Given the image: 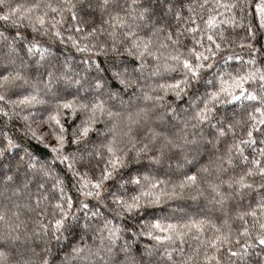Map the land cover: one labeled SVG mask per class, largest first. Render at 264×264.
I'll use <instances>...</instances> for the list:
<instances>
[{
  "label": "clouds",
  "instance_id": "1",
  "mask_svg": "<svg viewBox=\"0 0 264 264\" xmlns=\"http://www.w3.org/2000/svg\"><path fill=\"white\" fill-rule=\"evenodd\" d=\"M0 264H264V0H0Z\"/></svg>",
  "mask_w": 264,
  "mask_h": 264
}]
</instances>
